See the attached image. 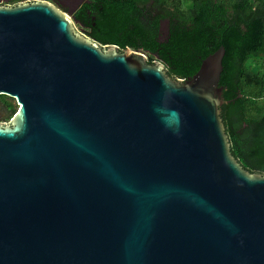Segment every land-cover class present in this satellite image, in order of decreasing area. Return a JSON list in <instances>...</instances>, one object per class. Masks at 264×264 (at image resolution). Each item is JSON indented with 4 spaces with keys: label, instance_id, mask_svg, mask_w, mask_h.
I'll list each match as a JSON object with an SVG mask.
<instances>
[{
    "label": "water",
    "instance_id": "water-1",
    "mask_svg": "<svg viewBox=\"0 0 264 264\" xmlns=\"http://www.w3.org/2000/svg\"><path fill=\"white\" fill-rule=\"evenodd\" d=\"M76 22L0 5V95L17 104L0 123V264H264V173L220 117L224 47L173 79Z\"/></svg>",
    "mask_w": 264,
    "mask_h": 264
},
{
    "label": "trees",
    "instance_id": "trees-1",
    "mask_svg": "<svg viewBox=\"0 0 264 264\" xmlns=\"http://www.w3.org/2000/svg\"><path fill=\"white\" fill-rule=\"evenodd\" d=\"M73 15L101 48L143 50L173 79L193 75L222 45L219 109L230 151L244 169L264 173V0H82ZM0 101L16 111L12 97Z\"/></svg>",
    "mask_w": 264,
    "mask_h": 264
},
{
    "label": "rangeland",
    "instance_id": "rangeland-1",
    "mask_svg": "<svg viewBox=\"0 0 264 264\" xmlns=\"http://www.w3.org/2000/svg\"><path fill=\"white\" fill-rule=\"evenodd\" d=\"M18 1H31V0H17V2ZM40 1H45L52 4L55 8H57L58 10H60L65 14H68L69 11L73 14V12L76 10V6L79 5L82 0H40ZM74 28L79 34H81L85 38H90L89 36L86 35L85 31L82 30L77 23L74 24ZM15 107L17 109V104H15ZM13 113H14L13 111H11L6 106H4L0 101V123L3 124L8 123L7 120L8 118L10 119Z\"/></svg>",
    "mask_w": 264,
    "mask_h": 264
},
{
    "label": "flooded vegetation",
    "instance_id": "flooded-vegetation-1",
    "mask_svg": "<svg viewBox=\"0 0 264 264\" xmlns=\"http://www.w3.org/2000/svg\"><path fill=\"white\" fill-rule=\"evenodd\" d=\"M16 1H14V0H8V1L7 0H0V5H9V4L15 3ZM72 16L74 18L73 14H72ZM76 21H77L76 23L80 26V28L85 31L86 35L90 37L91 36V29L89 27L85 26L84 24L79 23L78 20H76ZM160 28H161V25H160ZM161 32H162L161 36L165 35V33H166L165 30L164 31L161 30Z\"/></svg>",
    "mask_w": 264,
    "mask_h": 264
}]
</instances>
